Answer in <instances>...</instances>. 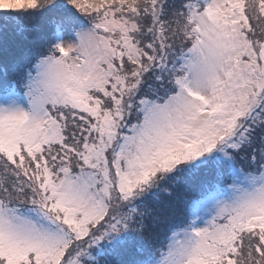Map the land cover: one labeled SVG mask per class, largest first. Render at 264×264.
Returning a JSON list of instances; mask_svg holds the SVG:
<instances>
[{
  "label": "snow or ice",
  "instance_id": "snow-or-ice-1",
  "mask_svg": "<svg viewBox=\"0 0 264 264\" xmlns=\"http://www.w3.org/2000/svg\"><path fill=\"white\" fill-rule=\"evenodd\" d=\"M0 264H264V0H0Z\"/></svg>",
  "mask_w": 264,
  "mask_h": 264
}]
</instances>
